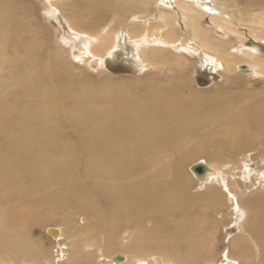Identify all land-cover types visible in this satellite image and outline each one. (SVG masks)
<instances>
[{
	"label": "bare ground",
	"instance_id": "6f19581e",
	"mask_svg": "<svg viewBox=\"0 0 264 264\" xmlns=\"http://www.w3.org/2000/svg\"><path fill=\"white\" fill-rule=\"evenodd\" d=\"M43 1L47 17L64 32L67 27L63 39L77 50L78 63L107 70L110 62H123L143 75L151 68L155 76L142 86L114 83L116 93L107 99L111 91L105 85L100 90L72 77L63 52L54 55L49 36L56 43L59 33L50 35L32 0H0V264H38L44 258L30 229L41 222L40 206L49 207V220L58 211L70 216L71 210L96 220L84 235L91 243H84L70 264L80 259L90 264L83 248L96 247L100 237L125 224L138 230L131 249L142 256L143 238L157 241L153 224L171 217L174 227L161 225L162 236L169 237L163 243L183 255L182 262L160 254L105 260L264 264V208H259L264 203V89L199 102L203 97L178 71L190 63L211 76L248 75L263 82L264 0H133L122 17L131 18L133 5L148 11L155 4V23L134 15L127 31L119 22L91 32L78 27L88 26V17L77 13L94 9L98 0ZM91 26H101L99 18ZM245 30L254 39L251 46ZM201 156L211 162L189 166ZM198 165L207 168L202 176L193 170ZM248 179L258 181L259 189L250 190ZM227 202L238 234L222 261L219 222L207 224ZM71 232L47 230L58 241L66 236L71 241Z\"/></svg>",
	"mask_w": 264,
	"mask_h": 264
},
{
	"label": "rangeland",
	"instance_id": "374dc122",
	"mask_svg": "<svg viewBox=\"0 0 264 264\" xmlns=\"http://www.w3.org/2000/svg\"><path fill=\"white\" fill-rule=\"evenodd\" d=\"M23 1H24V3H27V0H23ZM129 3H133V0H102V1L98 0L96 2V6L94 7V9H96V10H94V9L83 10L82 9V10L78 11V13H77L78 15L80 12H82L79 17L83 18L82 15H86L88 17V20L86 21V25H88V26H82L83 24L82 25L79 24L78 27L82 28V30L84 29L83 31H87V32H89V31L91 32L93 29H96L94 31H100L104 28L109 29V27H114L116 24H118L120 22L123 25V30L125 29L124 31H127L128 27L130 26V22H129L130 20L129 19H132V17L134 15H139L141 18H143L144 21L155 23L154 18H155V16H157V5L151 4L148 11L140 10L139 8H137V5H133L130 7L131 18L126 19L125 17H122V15L120 13H122V10L125 7L129 6ZM32 4L39 8L37 16L44 18L43 23H44V25H46L50 29V35L52 34V36L54 37V33H57V32L59 33L60 38H59V40H57V42L55 41L56 43H53L52 42L53 38H51L49 36V38L52 39L51 40V44H52L51 50L54 51V55H58L59 53L63 52V55L65 57L64 61L66 60L65 66H67L69 68L70 75L72 77L77 78V79H82L83 81H86V84L91 83L92 85H95L96 87H98L100 90H103V87L105 85L104 88H108V91L109 90L111 91L110 93H108L106 95L107 99L113 98L115 93H116L115 92L116 86H113L114 83L130 82L131 86H133V84H134V86H138L136 84L141 83V86H142L145 83H147V81H149L151 76L152 77L155 76V71L151 70V68L150 69L148 68L149 71H147L148 72L147 75H146V73L143 75L142 73L140 74L139 72H137V70L133 69L128 63H123V62H117L114 65H112L113 64L112 62H110L107 70H93L94 68L88 66V63L86 65H82V63L81 64L78 63V60H76L75 56H73L77 53V50H75L73 47H71V45L70 46L66 45L65 44L66 42H64L65 40L63 39V37L65 36L63 34L66 33V35H67V32H68L67 27H66L65 32H64V29L63 28L61 29V27H59L58 24L56 22H54V20H50L47 17L46 13L44 11H42L46 6L43 0H32ZM92 12H95V13H92ZM63 16H65L66 19H68V18L70 19V17H69L70 15L66 14L65 12H64ZM89 18H91L92 21ZM97 18H99L101 26H97L95 28L91 25H92L93 21L96 22ZM32 19H35V16L32 17ZM89 24H91V25H89ZM243 33L246 35V38H247V46H251V43L254 42V39L251 37L248 30L243 31ZM55 37H56V35H55ZM234 43L237 44L236 39H233L232 44L235 45ZM57 46L61 47V50H58V52H56ZM72 52H73V54H72ZM167 56L170 57V60L173 59L171 54H168ZM166 67H168V66H166ZM181 67H183V68H181L178 71L181 72V75H182V73H184L182 80H184L187 84H189L193 88L194 91H198V94H200L203 97L201 99H198L199 102H201L202 100H205V102H207L209 100L212 101L213 98L221 96L222 94H225L228 92L229 93L230 92L231 93L232 92L237 93V91L248 92L249 90H255L258 93L259 91L263 92V90H261V89H264V80H263V82H260V81L255 82L248 75H246V76L241 75L237 78L234 77L233 74L227 75L225 77L224 76H218V75L211 76L209 73L199 70L198 66H192L190 63H186V66H181ZM91 68H92V70H91ZM167 69L168 68H166V69L164 68V71L166 72V74L169 73V71ZM227 80H228V84L226 82ZM162 81L164 82V80H162ZM162 81H160V82H162ZM229 86L230 87L233 86L231 88L232 90L229 91V89H228L227 91H224L225 88H230ZM88 87H90V85H88ZM234 87H235V89H234ZM130 94H133V93L131 92ZM256 98H258V99H256ZM259 98H260V96L254 97L252 99L259 100ZM250 101L253 102L255 100H253V101L247 100L245 102H250ZM217 137L219 139H224V135H221V134L217 135ZM196 138L199 139L200 137H196ZM253 157H255V156H253ZM194 160H192V162L189 164L190 167L196 161H199V160H205L207 162H211V160H209L208 158H204V156L198 157L195 161ZM216 162L217 161H215V164L218 163V162L217 163ZM260 167H264V163ZM227 168L228 169H225V170L227 172H229L231 166L227 167ZM188 173L191 174L189 169H188ZM255 177H257V176H255ZM196 181H198V180L196 179ZM245 182H247L249 185L251 184L250 190L259 189L258 181L257 182L254 181V183H252L248 179ZM55 190L56 189L51 190L50 193L55 192ZM250 190H248L247 193L253 192ZM259 208L260 209L264 208V203L260 204ZM219 209L221 211H223V213L219 214V213L215 212L216 214L214 213L212 215L215 217V219L211 218V221L208 222L207 225L211 226L213 221L219 222V229L218 230L220 232H222V236H223L222 237V239H223L222 245L224 244V246L219 251L218 255L212 254V256L217 255L218 260L222 259V261H223L224 255L228 252L227 249H229V248H227V247H229V241L232 240L233 237L237 236L238 231H237L236 225H235V227L233 226L234 224L231 225V223L233 221L232 214L234 213L233 209H231V202H227L226 204L220 206ZM0 210H1V206H0ZM48 210H50L48 206L47 207L46 206H40L38 209V213H36L37 217H38V214L40 215V219L42 217L41 222L44 221V219L47 222L44 221L45 223L42 222V224H40L41 222L39 221L38 223H35L36 225L34 224L32 227L30 226V229L32 231V238L34 239L35 242L40 244V250L42 251V254L44 256V258L39 257L40 262L38 264H70V262H72V260L76 257L77 253H81L80 248L83 247V244L84 243H86V244L91 243V240L85 239L84 235H86L87 233L92 231V227H94L96 225V220L92 216H90V214H88V213H81V212L71 210L72 212H71L70 216H67V217L65 216L67 214H63L59 211L56 212L57 217H54V219H50V220L54 221V222H52L48 219V216L50 215V212ZM224 213H226V214L228 213V215L230 213V216L228 218H225ZM200 217L203 220V217L202 216H200ZM46 218L48 220H46ZM82 218H85V221L82 222V220H81ZM171 220L174 221V219L172 217H171ZM171 220H166V222H164L163 224L159 223V225L153 224V225H155L154 228H152L155 231V237L154 238L155 239L157 238V241H154L155 243L153 241L149 242L148 238H146V237L143 238L142 249L144 246L145 247H144V253H142V256H141L140 252L136 254L131 249V247L133 246L132 239L135 236V234L138 233V230L133 228L132 226H130V224H125V227H123L122 230L117 231L116 234H114L110 237H108V236L100 237L101 240H99L96 243V245H95L96 247H94V246L84 247L82 250L83 254L90 256V258H91L90 264H95V263L96 264H109L105 260V258L109 259L113 255L115 256V255H119V254H127V255H129V257H131V255L132 256L140 255L142 258H147L149 256H153L156 254L165 255V256L169 255V256H171L170 258L177 260L180 263V262H182L183 255L178 254L174 248L170 247L169 243L168 244L163 243L164 238H165V240L168 241L169 237L162 236L161 225H165L166 227H170V228L174 227L173 222ZM209 226H207V228H209ZM49 228H58V229L64 230V232H65V230L67 231L68 229H70V230H72V232L70 234H72V235L75 234V236H74V238L71 239V241H68V239H66L67 236L64 239H62L61 241H58V240L53 239V237L47 233V230ZM149 228H151V226H149L148 229ZM146 229H147V227H146ZM147 233L148 232H146V234ZM148 235H150V234L148 233ZM149 238L151 239L150 236H149ZM82 240H84V242ZM107 245L112 246V248H114V249L107 250L106 249ZM161 245H162V247H161ZM92 248H93V250H92ZM90 252H92V253H90ZM97 260H99V261H97ZM75 263L76 264H86V262L82 259H80L78 262L75 261Z\"/></svg>",
	"mask_w": 264,
	"mask_h": 264
},
{
	"label": "water",
	"instance_id": "95a60500",
	"mask_svg": "<svg viewBox=\"0 0 264 264\" xmlns=\"http://www.w3.org/2000/svg\"><path fill=\"white\" fill-rule=\"evenodd\" d=\"M193 170H194L196 175L202 176L206 173L207 168L203 165H198V166L194 167Z\"/></svg>",
	"mask_w": 264,
	"mask_h": 264
}]
</instances>
